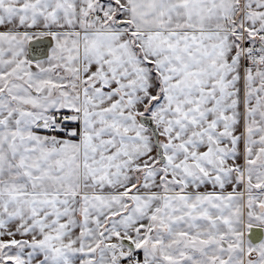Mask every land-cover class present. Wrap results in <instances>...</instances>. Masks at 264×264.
<instances>
[{
	"label": "snow or ice",
	"instance_id": "snow-or-ice-1",
	"mask_svg": "<svg viewBox=\"0 0 264 264\" xmlns=\"http://www.w3.org/2000/svg\"><path fill=\"white\" fill-rule=\"evenodd\" d=\"M0 264H264V0H0Z\"/></svg>",
	"mask_w": 264,
	"mask_h": 264
}]
</instances>
